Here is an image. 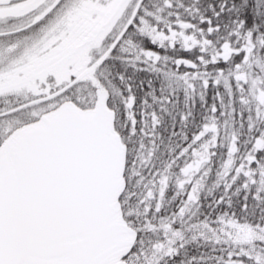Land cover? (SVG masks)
<instances>
[{
  "label": "snow or ice",
  "instance_id": "obj_1",
  "mask_svg": "<svg viewBox=\"0 0 264 264\" xmlns=\"http://www.w3.org/2000/svg\"><path fill=\"white\" fill-rule=\"evenodd\" d=\"M0 264H264V0H0Z\"/></svg>",
  "mask_w": 264,
  "mask_h": 264
}]
</instances>
